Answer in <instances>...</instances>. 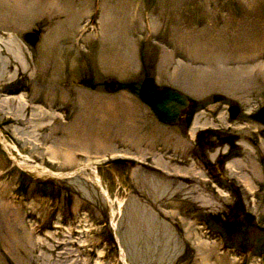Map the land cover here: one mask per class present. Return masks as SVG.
Masks as SVG:
<instances>
[{"label": "rangeland", "instance_id": "rangeland-1", "mask_svg": "<svg viewBox=\"0 0 264 264\" xmlns=\"http://www.w3.org/2000/svg\"><path fill=\"white\" fill-rule=\"evenodd\" d=\"M146 76L227 133L228 104H264V0H0V264H264V144L242 139L237 191L216 187L138 96Z\"/></svg>", "mask_w": 264, "mask_h": 264}, {"label": "flooded vegetation", "instance_id": "flooded-vegetation-1", "mask_svg": "<svg viewBox=\"0 0 264 264\" xmlns=\"http://www.w3.org/2000/svg\"><path fill=\"white\" fill-rule=\"evenodd\" d=\"M117 87H118V82H116V88ZM4 98H5V95L0 99H4ZM233 106L234 104H228L226 106V109L224 110L226 116H228L227 120H224L227 122L225 123L226 128H229L227 133H221V131L224 130L223 124H218L219 125L218 126L217 124L216 125H212V124L206 125L204 123H199L200 117L197 116V113L201 111H205V108L203 109V108H199L196 106H194L193 108L189 110H186V109L182 110L179 115V120L177 122V123H180V122L182 123L181 125L183 127L184 140H189L190 141L189 143H192V140H194V147L196 146L195 147L196 153L194 155H197L199 157V160L208 167V172L212 173L213 176L211 174L209 175L212 176L211 179H214L213 181L216 183V184L214 183L213 185H215L216 187H223L229 190L230 193H234L235 191H237V187L231 181H228L229 186L228 184H223L222 180L227 181L229 179H226V177H224L222 170L226 167H229L230 163H232L233 161H234L233 164H235L236 166L233 168L235 171L237 169L240 170L242 166L245 168H249L248 166L251 165V161L248 160L246 153L242 151V148L239 147L242 142V139L244 140L245 138L246 140L245 142L248 141L250 144L254 146L255 144H264L262 143L264 142V124L255 120L252 117L260 109V107L256 108L252 112L250 111L246 112L244 109L239 107L237 108V113L235 115H232V111L234 109ZM215 109L208 108V111H214ZM224 112L221 111L220 113H218V116H223ZM250 121L251 123L253 121L255 124H258V126H254V128L252 129V132L254 133V135H251V134L245 135V134L240 133L241 131H236V133L230 131V129L232 128L233 130L234 129L243 130L244 128L250 126L251 124ZM195 127L198 129H195L194 133L192 134L191 129ZM218 127L221 128V131L218 130ZM220 145H224L227 148L225 149L217 148ZM204 146L207 147L205 149L206 151L210 148L216 149L217 151L216 161H209L205 158L204 151H203ZM220 153H222L223 155ZM190 155L192 156V154ZM180 164L179 165L181 167L186 166L185 165L186 163H180ZM179 175L182 176L184 174H179ZM184 177L187 178V176H184ZM178 180H181V179H178ZM242 215L243 214H240L237 216L238 218L236 217L238 219V223L246 224L241 220Z\"/></svg>", "mask_w": 264, "mask_h": 264}, {"label": "water", "instance_id": "water-1", "mask_svg": "<svg viewBox=\"0 0 264 264\" xmlns=\"http://www.w3.org/2000/svg\"><path fill=\"white\" fill-rule=\"evenodd\" d=\"M36 37V35L29 33L24 35L25 40L29 44H34ZM104 86L110 90H115L116 81H105ZM138 96L150 107L158 120L164 124L177 123L182 110H189L194 107V101L185 92L170 85L159 86L154 76L144 77L139 86ZM222 98V96L218 95L213 96L215 100ZM252 117L264 124V104ZM118 161L121 163L130 162L124 160ZM243 215L244 223L251 224V215L245 213Z\"/></svg>", "mask_w": 264, "mask_h": 264}, {"label": "bare ground", "instance_id": "bare-ground-1", "mask_svg": "<svg viewBox=\"0 0 264 264\" xmlns=\"http://www.w3.org/2000/svg\"><path fill=\"white\" fill-rule=\"evenodd\" d=\"M17 54V53H16ZM259 54V55H258ZM17 56H19L20 58H21V54L20 55H17ZM257 56H263V54L262 53H257V52H255V53H249V55H247L246 56V58L244 57V59L246 60V61H251V60H253V59H255ZM22 60V59H21ZM260 67H262V65H260ZM10 99L11 97H5V99ZM199 124V123H198ZM197 125V124H196ZM195 125V126H196ZM200 125V124H199ZM201 129V128H200ZM0 141L3 143V145L5 146V148L7 149V151L8 152H10V150H9V147L8 146H10V147H12V149L13 150H15L14 148V146H12L9 142H6V140H2V139H0ZM100 146V145H99ZM104 148V147H103ZM97 149V148H96ZM57 153H59V152H57V151H55L54 153H53V155H57ZM61 153V152H60ZM64 154V153H63ZM69 154H71V153H69ZM69 154H68V156H69ZM10 155H11V157L13 158V159H15V157L13 156V153H10ZM65 155V154H64ZM15 161L17 162V164H19L20 165V163L21 162H18L16 159H15ZM234 163V161L232 162V163H230V165H232ZM30 168V170L31 171H35L36 172V174H39V175H51V176H56V177H62L63 175L64 176H66V175H72L73 173H71V174H69V173H58V172H54V171H52V170H50V169H47V168H43V167H40V166H38V165H35V166H33V167H29ZM85 168H87V167H83V168H81V169H85ZM81 169H78L79 171L81 170ZM78 170H76V171H78ZM75 171V172H76ZM94 172H95V181H96V183L103 189V191H104V194H105V196L106 197H108V192H107V190L106 189H104V187L102 186V184H101V178H100V176L96 173V171L94 170ZM63 176V177H64ZM242 178V177H241ZM244 178H246V177H244ZM243 178V179H244ZM136 198V197H135ZM243 218H244V215H242V217H241V220L244 222V220H243ZM122 258H123V261H124V264H128V263H126L125 262V257H124V255H122Z\"/></svg>", "mask_w": 264, "mask_h": 264}]
</instances>
